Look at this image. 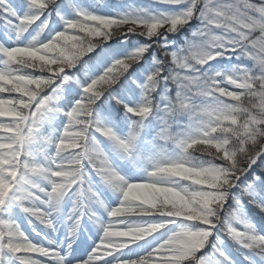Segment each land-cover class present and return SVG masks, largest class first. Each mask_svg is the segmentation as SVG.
I'll list each match as a JSON object with an SVG mask.
<instances>
[{
  "label": "snow or ice",
  "instance_id": "snow-or-ice-1",
  "mask_svg": "<svg viewBox=\"0 0 264 264\" xmlns=\"http://www.w3.org/2000/svg\"><path fill=\"white\" fill-rule=\"evenodd\" d=\"M0 264H264V0H0Z\"/></svg>",
  "mask_w": 264,
  "mask_h": 264
},
{
  "label": "rangeland",
  "instance_id": "rangeland-1",
  "mask_svg": "<svg viewBox=\"0 0 264 264\" xmlns=\"http://www.w3.org/2000/svg\"><path fill=\"white\" fill-rule=\"evenodd\" d=\"M256 2H259V1L256 0ZM62 124H63V120L58 118L56 121V125L62 126ZM126 171L131 172L132 170L126 169ZM114 200L115 198L110 193L106 194V202L111 203ZM70 207H71V202L69 201L63 206V210L67 211ZM99 214L101 215L103 214L102 209L99 210ZM64 233H65L64 227L63 225H61L56 232L49 233V238L56 241L57 243H60L64 240ZM81 233L82 235L78 237L77 243L73 245V248L75 249V251L72 253V255L76 257L77 259L86 255L87 251L90 250L93 242L97 239L96 228L94 225L90 223L86 226V228L81 229Z\"/></svg>",
  "mask_w": 264,
  "mask_h": 264
},
{
  "label": "trees",
  "instance_id": "trees-1",
  "mask_svg": "<svg viewBox=\"0 0 264 264\" xmlns=\"http://www.w3.org/2000/svg\"><path fill=\"white\" fill-rule=\"evenodd\" d=\"M73 3L89 8V10H100L104 12L123 11L129 4L147 6L151 0H72ZM180 41L184 39V35L177 37ZM227 62H222L221 67ZM238 255V254H237Z\"/></svg>",
  "mask_w": 264,
  "mask_h": 264
}]
</instances>
